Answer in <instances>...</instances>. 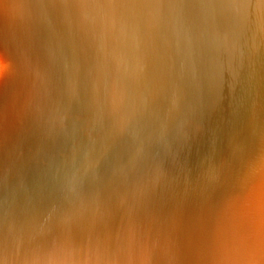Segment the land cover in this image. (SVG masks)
<instances>
[{
	"label": "clouds",
	"instance_id": "clouds-1",
	"mask_svg": "<svg viewBox=\"0 0 264 264\" xmlns=\"http://www.w3.org/2000/svg\"><path fill=\"white\" fill-rule=\"evenodd\" d=\"M0 264H264V0H0Z\"/></svg>",
	"mask_w": 264,
	"mask_h": 264
}]
</instances>
